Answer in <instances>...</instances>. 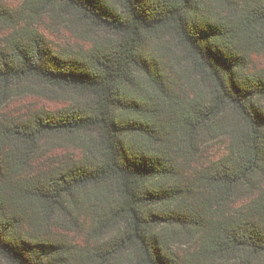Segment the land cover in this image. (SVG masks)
Returning <instances> with one entry per match:
<instances>
[{"label": "trees", "instance_id": "obj_1", "mask_svg": "<svg viewBox=\"0 0 264 264\" xmlns=\"http://www.w3.org/2000/svg\"><path fill=\"white\" fill-rule=\"evenodd\" d=\"M33 1L41 12L74 14L114 37L56 50L36 29L6 24L13 28L0 44V101L22 81L70 88L81 100L1 123L0 177L28 163L44 137L85 134L88 142L83 158L40 171L9 193L0 178V262L72 264L67 239L25 228L28 207L35 225L88 209L93 234L114 227L102 246L87 251L94 264L116 254L126 264H255L264 256V66L246 68L250 52L264 44V0L24 4ZM10 12L0 1V20L10 22ZM164 38L181 55L173 51L171 60L193 76L186 85L198 78L204 90L179 94L149 49ZM218 130L225 154L181 183L177 160L195 162L205 133ZM236 194L244 202L230 208ZM179 237L191 246L183 254L174 251Z\"/></svg>", "mask_w": 264, "mask_h": 264}, {"label": "rangeland", "instance_id": "obj_2", "mask_svg": "<svg viewBox=\"0 0 264 264\" xmlns=\"http://www.w3.org/2000/svg\"><path fill=\"white\" fill-rule=\"evenodd\" d=\"M11 12L10 22L0 20V44L3 36L8 34L13 27L6 24H14V28H34L41 33L48 41L49 45L58 50L77 51L89 47L96 41L104 39H113V35L105 30L95 27L89 23L78 19L74 14L64 13L61 10H55L51 7L45 12H41L36 7L35 1L24 4V0H0ZM212 3L218 0H210ZM149 49L156 52L157 57L161 59L163 67L167 70L170 78L172 77L177 83V89L181 96L192 95L196 90H204L201 87L200 79H192V85H186V79L191 80L188 73H183L182 66L177 60H171L170 55L174 51L177 59L181 55L177 53L175 44L164 38L160 41H152ZM180 56V58H179ZM168 59V60H167ZM249 62L246 71H259L264 66V44L262 47H255L248 56ZM179 61V60H178ZM178 65V66H176ZM177 74H176V73ZM178 79H176L177 77ZM150 94L155 95L150 84L143 83ZM191 84V83H190ZM182 87V88H180ZM81 95L70 88H61L47 84H39L35 81H22L18 84L10 85L9 89L4 93V101H0V124L7 123L20 117L27 116L34 110L43 108L46 110H55L65 105H73L81 100ZM264 105V99L260 100ZM214 131H211L213 133ZM87 136H47L42 138L37 149L30 155L28 163L15 170H3L0 177L4 181L1 185L2 191L6 194L18 186L23 181L32 178L37 173L47 170L54 165L81 159L84 156V148L87 144ZM224 136L218 130L216 135L209 136L205 133L203 138L202 153L197 157L195 162L182 163L179 158L180 182L185 184L201 173L211 162L225 154ZM0 181V184H2ZM7 189V191L5 190ZM241 194H236L234 203L229 204L230 208H237L244 201ZM27 220L24 226L27 230L33 232H41L47 236H61L73 245L74 255L72 264H94L93 261L87 260L91 254L87 251L92 248L102 246L104 240H108L114 234V227H108L105 232L95 235L91 231V224L95 217L87 209L75 210L72 216L65 213H58L54 217L49 218L46 222L38 225L28 221L32 215L30 208L22 207ZM88 219V220H87ZM189 240L179 237L175 241L174 251L183 254L190 249ZM86 256L88 258H86ZM257 262V263H256ZM237 262L227 263L236 264ZM255 264H264V256L255 259ZM0 264H2L0 262ZM107 264H126L123 254H116L113 260Z\"/></svg>", "mask_w": 264, "mask_h": 264}]
</instances>
